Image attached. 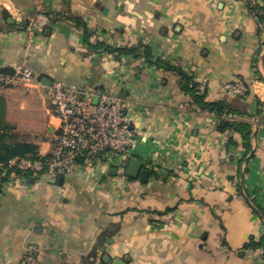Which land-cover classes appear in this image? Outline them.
<instances>
[{"label":"crops","instance_id":"0c3cea01","mask_svg":"<svg viewBox=\"0 0 264 264\" xmlns=\"http://www.w3.org/2000/svg\"><path fill=\"white\" fill-rule=\"evenodd\" d=\"M264 0H0V68L26 63L31 87L0 88V131L49 155L59 120L48 78L79 83L131 105V125L148 180L78 166L66 175L0 179V264H262L245 249L264 233ZM90 43L151 45L155 57L195 75L209 101L252 123V149L220 132L179 75L144 57ZM242 82L251 95L230 93ZM234 144H230V139ZM128 165V164H127ZM33 177V180H24Z\"/></svg>","mask_w":264,"mask_h":264},{"label":"built area","instance_id":"2783aa9c","mask_svg":"<svg viewBox=\"0 0 264 264\" xmlns=\"http://www.w3.org/2000/svg\"><path fill=\"white\" fill-rule=\"evenodd\" d=\"M34 79V71L26 63L0 68V88L31 87ZM226 89L245 94L247 86L237 81L229 83ZM49 104L52 115L59 120L52 136L51 153L39 159L16 157L9 161L5 171L15 169L33 176L55 177L78 166L95 168L104 161L126 174L127 164L139 148L131 125L130 103L102 91L87 90L79 83L55 80L49 86ZM3 168L0 164V170ZM253 254L264 263V248L254 250ZM25 263L39 264L37 247H28Z\"/></svg>","mask_w":264,"mask_h":264},{"label":"trees","instance_id":"16d2710c","mask_svg":"<svg viewBox=\"0 0 264 264\" xmlns=\"http://www.w3.org/2000/svg\"><path fill=\"white\" fill-rule=\"evenodd\" d=\"M252 11L256 13L260 21L264 23V6L250 5ZM80 26L84 28L85 43L92 49L102 50L107 53L115 54L117 58L121 56H132L134 58L144 57L145 60L157 68H162L167 71L175 72L179 75V85L180 88L190 96L192 101L203 111H208L214 113L218 119V130L220 132L233 131L242 137L244 141V147L247 152L252 149V123L244 119H235L234 115L245 114L240 109L231 107L224 101H209L206 99V94L200 89V83L196 80L195 75L191 72L186 71L181 66L171 63V61L166 60L161 57H155L153 54V49L151 45L144 42H140L133 46H112L104 42H98L92 44L88 38V30L83 21L77 17H72ZM251 95L249 87H247L246 95ZM252 97V95H251ZM256 100L258 114L263 113L264 103L258 98ZM230 144H234V140L230 139ZM16 157H31L33 159H39L42 155L39 154L38 145L31 141L18 140L14 134L7 131H0V164L3 165V169L0 170L1 181H7L12 173L17 174L20 177H28L30 174L22 173L21 171L15 169H8L7 165L10 160ZM81 161V159H79ZM1 190V187H0ZM260 212L264 216V209L258 207ZM245 249L257 250L259 248H264V233L259 237H251L250 240L245 244ZM264 264V263H263Z\"/></svg>","mask_w":264,"mask_h":264},{"label":"water","instance_id":"95a60500","mask_svg":"<svg viewBox=\"0 0 264 264\" xmlns=\"http://www.w3.org/2000/svg\"><path fill=\"white\" fill-rule=\"evenodd\" d=\"M44 81H47L49 85L52 84V81L49 80L48 78H44ZM96 101L98 100V98L95 99ZM144 166V162L143 160L137 158V157H133L126 168V175L128 177L131 178H140L143 181H147L148 180V171L147 169L143 168ZM110 173L112 174H117V169L116 168H112L110 170ZM24 180H33V177H30L29 179H24ZM105 262L108 264H127L126 261L127 259H120V258H116L114 260H112L108 255L105 256Z\"/></svg>","mask_w":264,"mask_h":264},{"label":"rangeland","instance_id":"374dc122","mask_svg":"<svg viewBox=\"0 0 264 264\" xmlns=\"http://www.w3.org/2000/svg\"><path fill=\"white\" fill-rule=\"evenodd\" d=\"M100 165H107L104 161H101L97 166H100ZM96 166V167H97ZM109 166V165H108Z\"/></svg>","mask_w":264,"mask_h":264}]
</instances>
